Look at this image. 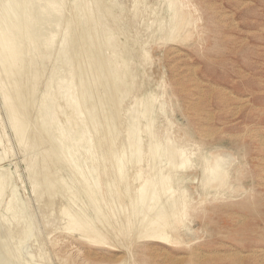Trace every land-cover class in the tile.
Here are the masks:
<instances>
[{"label": "rangeland", "instance_id": "obj_1", "mask_svg": "<svg viewBox=\"0 0 264 264\" xmlns=\"http://www.w3.org/2000/svg\"><path fill=\"white\" fill-rule=\"evenodd\" d=\"M53 2L0 0V42L16 55L0 43V264H264V0ZM178 7L190 18L176 30ZM121 80L124 90L116 87ZM67 82L73 86L65 88ZM72 87L74 93L67 91ZM67 93L74 94L75 103ZM74 106L82 114L75 122L69 121ZM137 146L140 154H131ZM170 146L183 156L167 160ZM206 153L231 158L229 185L216 195L203 184L200 165ZM184 156L192 165L179 168ZM161 174L170 175L169 194L160 193L158 204L148 198L139 211L150 203L166 207L174 195H184L186 213L169 231L170 241L136 239L120 219L138 207L132 192L143 181L164 180ZM133 197L135 206H130ZM66 209L72 212L68 218ZM74 214L105 230L107 244L89 242L71 230L73 217L78 219Z\"/></svg>", "mask_w": 264, "mask_h": 264}, {"label": "bare ground", "instance_id": "obj_2", "mask_svg": "<svg viewBox=\"0 0 264 264\" xmlns=\"http://www.w3.org/2000/svg\"><path fill=\"white\" fill-rule=\"evenodd\" d=\"M10 1V0H9ZM12 1H14V0H12ZM164 1V0H163ZM38 2H39V0H38ZM42 2V1H41ZM168 2V1H167ZM4 3H6V1H4ZM13 3H15V5H16V2H13ZM32 3V2H31ZM30 2H29V4H31ZM35 3H37V2H35ZM52 3H54L53 2V0H52ZM109 3V2H108ZM169 3H170V1H169ZM171 3H172V1H171ZM3 4V3H2ZM9 4H10V2H9ZM12 4V3H11ZM25 4V3H24ZM27 4V3H26ZM39 4V3H38ZM55 4V3H54ZM111 4V3H110ZM113 4V3H112ZM174 4V3H173ZM36 5V4H35ZM40 5V4H39ZM51 5H53V4H51ZM102 5V4H101ZM136 5V4H135ZM168 5V4H167ZM166 5V6H167ZM4 6H6V5H4ZM28 6V5H27ZM58 6V5H57ZM54 7V6H53ZM60 7V6H59ZM107 7V6H106ZM113 7H115V5L113 6ZM135 7V6H134ZM170 7H172V6H170ZM175 7V6H174ZM1 8V7H0ZM9 8V7H8ZM12 8V7H11ZM13 8H14V6H13ZM29 8V7H28ZM27 8V9H28ZM50 8H52V6L50 7ZM54 8H57V7H54ZM54 8H53V10H54ZM29 9H31V8H29ZM33 9V8H32ZM36 9H40V8H36ZM58 9V8H57ZM105 10H106V8H104ZM169 9V8H168ZM167 9V10H168ZM175 9V8H174ZM5 10H6V8H5ZM11 10V9H10ZM56 10V9H55ZM170 11H171V9H169ZM31 11V10H30ZM35 11V10H34ZM52 11V10H51ZM106 11H108V10H106ZM49 12V11H48ZM54 12V11H53ZM52 12V13H53ZM110 12H111V10H110ZM144 12V11H143ZM175 13V17H174V24H173V28L174 29H180V28H183L184 26H185V24H187V22L189 21V18H190V15H188V13H185L184 11H182V8H180V7H178V9L177 10H175L174 11ZM3 13V12H2ZM37 13H38V11H37ZM43 13V12H42ZM104 13V12H103ZM103 13H102V15H103ZM108 13V12H107ZM106 13V14H107ZM4 14V13H3ZM54 14V13H53ZM99 14V13H98ZM112 14V13H111ZM7 15H9V14H7ZM38 15V14H37ZM42 15V14H41ZM44 15V14H43ZM42 15V16H43ZM49 15V14H48ZM94 15V14H93ZM100 15H101V13H100ZM100 15H98V16H100ZM94 16H96V15H94ZM94 16H93V18H94ZM98 16H96V17H98ZM107 16H109L108 14H107ZM111 16V15H110ZM118 16V15H117ZM157 16V15H156ZM174 16V15H173ZM55 17V16H54ZM103 18H104V16H102ZM28 18V17H27ZM99 18H101V17H99ZM102 18V19H103ZM108 18V17H107ZM114 18V17H113ZM112 18V19H113ZM53 19V18H52ZM91 19V18H90ZM105 19V18H104ZM1 20V19H0ZM94 20H96V19H91V21H94ZM106 20V19H105ZM117 20V19H116ZM160 20V19H159ZM8 21V20H7ZM97 21H99L98 19H97ZM102 21V20H101ZM54 22V21H53ZM52 22V23H53ZM2 23L3 24H5V22H3V20H2ZM97 23V22H96ZM114 23V22H113ZM118 23V22H117ZM8 24V23H7ZM7 24H6V26H7ZM11 24V23H10ZM98 24V23H97ZM137 24V23H136ZM194 24V23H193ZM51 25V24H50ZM55 25V24H54ZM56 25H57V23H56ZM101 25H102V23H101ZM105 25L107 26V24L105 23ZM163 25V24H162ZM9 26V25H8ZM103 26V25H102ZM117 26V25H116ZM168 26V25H167ZM5 27V26H4ZM10 27V26H9ZM56 27V26H55ZM54 27V28H55ZM104 27V26H103ZM6 28V27H5ZM4 28V29H5ZM8 28V27H7ZM6 28V29H7ZM11 28H12V26H11ZM57 28V27H56ZM99 28V27H98ZM108 28V27H107ZM3 29V30H4ZM5 29V30H6ZM9 29V28H8ZM7 29V30H8ZM101 29H103V28H101ZM109 29H111L110 27H109ZM161 30V29H160ZM171 30V29H170ZM12 31L14 32L15 30H13L12 29ZM12 31H10V32H12ZM106 31V30H105ZM9 31H8V36L10 35V34H12V33H10ZM112 32V31H111ZM4 34L5 33H7L6 31L5 32H3ZM2 34V33H1ZM14 34V33H13ZM16 34V33H15ZM15 34H14V36H15ZM103 34H105V33H103ZM110 34V33H109ZM108 34V35H109ZM123 34V33H122ZM7 35V34H6ZM2 36V35H1ZM7 36V37H8ZM11 36V35H10ZM13 36V35H12ZM11 36V37H12ZM13 36V37H14ZM43 36V35H42ZM106 36V35H105ZM115 36V35H114ZM122 36V35H121ZM127 36V35H126ZM6 37V36H5ZM4 36H2V38H5ZM7 37L5 38V39H7ZM11 37H8V39L9 38H11ZM116 37V36H115ZM166 37V36H165ZM169 37H170V33H169ZM112 38V37H111ZM151 38V37H150ZM1 39V38H0ZM104 39V38H103ZM114 39V38H113ZM2 40V39H1ZM4 40V39H3ZM10 40V39H9ZM6 41H8V40H6ZM110 41L112 42V39H110ZM4 43H5V41H3ZM2 42V43H3ZM11 43H12V40L10 41ZM115 42V41H114ZM1 43V42H0ZM1 43V44H2ZM3 43V44H4ZM7 43V42H6ZM106 43H107V41H106ZM106 43H104V44H106ZM0 44V45H1ZM3 44H2V46H3ZM109 44V43H108ZM111 44V43H110ZM115 44V43H114ZM113 44V45H114ZM8 45H9V43H8ZM1 46V50L3 49V47H4V50H6V49H12V51L10 52V53H12L13 52V47L11 46V44L9 45V46H11L10 48H6L5 49V46H6V44L2 47ZM118 46V45H117ZM7 47V46H6ZM105 47V46H104ZM122 48V47H121ZM0 50V51H1ZM3 51V50H2ZM7 51H9V50H7ZM7 51H5L6 53H7ZM105 51V50H104ZM4 52V51H3ZM106 52V51H105ZM5 53V54H6ZM10 53H9V56L11 57V55H10ZM14 53V52H13ZM13 53H12V55H13ZM1 54V53H0ZM105 54V53H104ZM107 54V53H106ZM115 54H116V56H117V52H115ZM184 54H186V53H184ZM15 55V54H14ZM14 55L12 56V57H14ZM110 55V54H109ZM8 56V55H7ZM8 56V58H10ZM16 56V55H15ZM11 57V58H12ZM96 57H97V55H96ZM126 57V56H125ZM175 57V56H174ZM10 58V59H11ZM98 58V57H97ZM112 58V57H111ZM116 58V57H115ZM14 59V58H13ZM172 59V58H171ZM97 60V59H96ZM100 60V59H99ZM107 60V59H106ZM95 61V60H94ZM113 61H114V59H113ZM147 61V60H146ZM174 61V60H173ZM14 62V61H13ZM100 61H97L96 63H99ZM101 62H103V59L101 60ZM181 62V61H180ZM95 63V62H94ZM105 63V62H104ZM103 63V64H104ZM108 63V62H107ZM118 63V62H117ZM116 63V64H117ZM123 63V62H122ZM12 64V63H11ZM109 64V63H108ZM124 64V63H123ZM179 64V63H178ZM98 65V64H97ZM100 65H102L101 63H100ZM137 65V64H136ZM11 65H9V67H10ZM108 66V65H107ZM115 66L116 65H114V69H113V71H114V73H116V74H118L119 72H118V70L119 69H116L115 68ZM126 66V65H125ZM2 67V66H1ZM122 67V66H121ZM192 67V66H191ZM3 68H5V67H3ZM108 68V67H107ZM123 68V67H122ZM193 70V69H192ZM8 71H9V69H8ZM172 71V70H171ZM194 72V71H193ZM178 73V72H177ZM11 75H12V73H10ZM9 75V74H8ZM14 75V74H13ZM110 75H112V74H110ZM119 75V74H118ZM117 75V76H118ZM71 76V75H70ZM119 78V77H118ZM113 79V78H112ZM69 80V79H68ZM62 81H63V79H62ZM61 81V83H63ZM67 81V80H66ZM69 81H72V79H70ZM123 83H121V82H118V84H117V88H119L120 87V90L121 89H123L124 87H125V81H123V80H121ZM191 81V80H190ZM68 83V82H67ZM119 83H121V84H119ZM70 84H71V82H69L68 84H67V86L65 87V88H69L70 87ZM72 84H73V81H72ZM71 84V85H72ZM76 84V83H75ZM60 85V84H59ZM74 85V84H73ZM72 85V86H73ZM114 85H116L115 83H114ZM118 85H119V87H118ZM213 86V85H212ZM216 86V85H215ZM59 87V86H58ZM64 87V86H63ZM115 87V88H116ZM224 88V87H223ZM57 89H59V88H57ZM73 91V87H72V89H69V90H67V91ZM119 90V89H118ZM119 90V91H120ZM124 90V89H123ZM120 91V94H123V92L124 91ZM60 91V90H59ZM65 91V90H64ZM117 91V90H116ZM119 91H117V92H119ZM2 92H3V90H2ZM57 92H58V90H57ZM75 91H73L72 93H74ZM61 93H63L62 91H61ZM60 93V94H61ZM230 93H231V91H230ZM4 93H2V98L4 97V95H3ZM47 94V93H46ZM49 94V93H48ZM55 94V93H54ZM53 94V95H54ZM67 94H69V93H67ZM119 94V95H120ZM232 94V93H231ZM73 96H71V94H69V96H71V100H70V103H75L76 101H75V98H74V94H72ZM125 95V94H124ZM63 96V95H62ZM61 96V97H62ZM66 96V95H65ZM64 96V97H65ZM238 96H239V94H238ZM9 97V96H8ZM49 97H50V94H49ZM60 97V98H61ZM68 96H66L65 98H67ZM79 97V96H78ZM121 97V96H120ZM124 97V96H123ZM5 98H7V97H5ZM4 98V99H5ZM46 97H44V99H45ZM58 98H59V96H58ZM148 98V97H147ZM241 98V97H240ZM244 98V97H243ZM3 99V100H4ZM64 99V98H63ZM80 99V98H79ZM121 99V98H120ZM6 100H8V98L6 99ZM49 100H50V103L52 104L53 102H51L52 101V99L51 98H49ZM139 100V99H138ZM55 101V100H54ZM66 101H67V99H66ZM136 101H137V99H136ZM8 102L10 103V101L8 100ZM8 102L6 101L5 103H7L6 105H9V108L11 107L10 106V104H8ZM68 103H69V101H67ZM47 103H49V102H47ZM78 103V102H77ZM144 103V102H143ZM149 103V102H148ZM245 103V102H244ZM51 104H44V106L45 105H47L48 107H49V105H51ZM135 104V103H134ZM141 104H142V102H141ZM159 105V104H158ZM238 105V104H237ZM136 106H137V104H136ZM139 106V105H138ZM142 106H144V105H142ZM141 106V107H142ZM146 106V105H145ZM8 107V106H7ZM51 107L53 108V104L51 105ZM71 107V106H70ZM149 107V106H148ZM46 108V107H45ZM62 108V107H61ZM64 108V107H63ZM132 108H133V105H132ZM185 108V107H184ZM239 108V107H238ZM47 109H49V108H47ZM55 109V108H54ZM54 109H53V112H54ZM135 109V108H134ZM143 109V108H142ZM10 110L11 109H9V114L11 113V112H13L14 110L12 109V111L10 112ZM72 110H73V112H72V114H71V116L69 117V121H73V122H75V117L77 118V116H79V112H80V110L78 109V107L76 108L75 106L74 107H72ZM132 110V109H131ZM137 110V109H136ZM144 110H146V107L144 108ZM148 110V109H147ZM142 111V110H141ZM52 112V113H53ZM134 112V111H133ZM138 112H139V109H138ZM62 113V112H61ZM129 113H131V111L129 112ZM129 113H128V115H129ZM135 113V112H134ZM140 113V112H139ZM11 114H13V113H11ZM132 114V113H131ZM130 114V115H131ZM50 115V114H49ZM48 115V116H49ZM82 115V114H81ZM81 115L79 116V117H81ZM127 115V117H129ZM137 115V114H136ZM10 116V115H9ZM47 116V117H48ZM54 116V115H53ZM85 116V115H84ZM133 116H134V114H133ZM146 116V115H145ZM13 117L14 116H12V117H10V118H12L13 119ZM56 117V116H55ZM65 117V116H64ZM79 117H78V119H79ZM125 117H126V115H125ZM126 117V118H127ZM148 117V116H147ZM146 117V118H147ZM16 117H14V119H15ZM51 118H52V116H51ZM129 118H131V116L129 117ZM136 118V117H135ZM141 118H143V116L141 117ZM204 118V117H203ZM48 119V118H47ZM56 119V118H55ZM54 119V120H55ZM83 119V118H82ZM16 120V119H15ZM15 120H13L14 122H13V124L15 123ZM46 120V119H45ZM49 120V119H48ZM149 120V119H148ZM148 120H145V121H148ZM80 121V124L81 123H84V122H82L81 120H79ZM17 122V121H16ZM19 122V121H18ZM18 122H17V124H18ZM55 122H56V120H55ZM149 122H151V119H150V121ZM149 122H147V123H149ZM20 123H21V121H20ZM19 123V124H20ZM57 123H58V125H59V121L57 120ZM66 123V122H65ZM127 123V122H126ZM129 123V122H128ZM127 123V124H128ZM131 123V122H130ZM133 123V122H132ZM131 123V124H132ZM137 123V122H136ZM16 124V125H17ZM54 124V123H53ZM68 122H67V126H68ZM89 124V123H88ZM139 124V123H138ZM11 125H12V123H11ZM16 125L14 126V128L16 127ZM22 126L23 125H25V124H21ZM86 125V124H85ZM130 125V124H129ZM136 125V124H135ZM147 126V128H146V130H148L149 128V126H148V124H146ZM60 126V125H59ZM59 126H58V128H59ZM66 126V127H67ZM70 126V125H69ZM75 126H79L78 124L77 125H75ZM74 126V127H75ZM82 126H84V125H82ZM87 126V125H86ZM133 126H134V124H133ZM132 126V127H133ZM138 126V125H137ZM13 127V126H12ZM18 127H21V126H18ZM54 127H55V125H54ZM56 127H57V125H56ZM61 127H62V125H61ZM89 127V126H88ZM129 127V126H128ZM128 127H127V129H128ZM144 127V126H143ZM58 128H56V129H58ZM78 128V127H77ZM85 128V127H84ZM83 128V129H84ZM87 128V127H86ZM130 128V127H129ZM151 128V127H150ZM19 129V131L21 132V131H23L24 129L26 130V128H21L22 130H20V128H18ZM60 129V128H59ZM131 129V128H130ZM134 129V128H133ZM138 129L139 128H137V131H138ZM15 130H17L16 128H15ZM24 130V131H25ZM61 130H62V128H61ZM65 130V129H64ZM67 130H68V132L70 131L68 128H67ZM77 130V129H76ZM79 132H80V130H82L81 128H80V126H79ZM86 130V129H85ZM91 129H89V131H90ZM136 130V129H135ZM145 130V131H146ZM19 131H18V133H19ZM53 131V130H52ZM54 131H55V129H54ZM59 131V130H58ZM63 131V130H62ZM88 131V130H87ZM129 131H132V129L131 130H129ZM128 131V132H129ZM150 131V130H149ZM73 132V130L71 131V132H69V133H72ZM78 132V131H77ZM92 132V131H91ZM90 132V133H91ZM126 132V131H125ZM147 132V131H146ZM17 133V132H16ZM23 133V132H22ZM25 133V132H24ZM23 133V134H24ZM59 133V132H58ZM57 133V134H58ZM66 133H67V131H66ZM75 133V132H74ZM81 133V132H80ZM83 133V132H82ZM82 133H81V137H82ZM84 133H85V131H84ZM88 133V132H87ZM89 133V134H90ZM134 133V132H133ZM132 133V134H133ZM137 134H138V132H136ZM20 135H21V133H19ZM23 134L21 135V136H23ZM62 134V133H61ZM60 133H59V135H61ZM126 134H127V132H126ZM135 134V133H134ZM187 134L188 135H191V132L190 131H187ZM19 135V136H20ZM55 135V134H54ZM72 136H73V134H71ZM70 135V136H71ZM77 136L79 135V133L78 134H76ZM74 136L75 138H77V136ZM128 135V134H127ZM130 135V134H129ZM150 135H151V133H150ZM149 135V136H150ZM18 136V135H17ZM18 136V137H19ZM20 136V137H21ZM58 136V135H57ZM63 136V135H62ZM62 136H60V138L62 137ZM68 136V135H67ZM198 136V135H197ZM83 137H85L84 135H83ZM131 137V136H130ZM132 137H134V136H132ZM131 137V138H132ZM59 138V137H58ZM71 138V140H72V137H70ZM90 138V137H89ZM89 138H85V139H88V141H89ZM136 138H138V139H136ZM67 139V137L64 139H62V141H64V140H66ZM83 139V138H82ZM127 139V138H126ZM125 139V140H126ZM151 139V138H150ZM162 139H163V137H162ZM69 140V139H68ZM77 140H79L78 138H77ZM94 140V139H93ZM135 140L137 141V140H139V137H135ZM61 141V139L59 140V142ZM74 141V140H73ZM80 142H78V141H76V142H78V144H80L81 143V140H79ZM87 141V140H86ZM150 141V140H149ZM66 142H72V141H66ZM66 142H63V144L62 145H64V146H62L61 144H60V148L63 150L64 148H67V146H66V144H64V143H66ZM75 142V141H74ZM75 142V143H76ZM83 142V141H82ZM141 141H138L137 143H140ZM173 142V141H172ZM30 143V142H29ZM127 143H128V141H127ZM130 143H131V141H130ZM129 143V144H130ZM72 144H74V143H72ZM77 144V143H76ZM84 144V143H83ZM86 144V143H85ZM90 144V143H89ZM95 144V143H94ZM154 144V143H153ZM152 144V145H153ZM131 145V144H130ZM138 145V144H137ZM151 145V146H152ZM157 145H159V143H157ZM66 146V147H65ZM69 146V145H68ZM80 146V145H79ZM81 146H82V143H81ZM85 146V145H84ZM88 146V145H87ZM136 146V145H135ZM151 146H149V147H151ZM154 146V145H153ZM166 146V145H165ZM63 147V148H62ZM70 147H71V144H70ZM89 147V146H88ZM117 147V146H116ZM161 147V146H160ZM164 147V146H163ZM169 147V146H168ZM74 148V145H73V147H72V149ZM82 148H83V146H82ZM135 148V149H134ZM133 148V150H134V152H131V154H133V153H135L136 155H139L140 153V150H139V147L137 146V147H134ZM158 147H156L155 149H157ZM167 148V147H166ZM85 150H86V148H84ZM91 149V148H90ZM132 149V148H131ZM159 150H160V148H158ZM163 149V148H162ZM165 149V148H164ZM180 149V148H179ZM182 149H184V148H182ZM99 150V149H98ZM118 150H119V148H118ZM128 150H130V148H128ZM132 150V151H133ZM151 150V149H150ZM159 150H158V153H159ZM64 151V150H63ZM113 151V150H112ZM126 151V150H125ZM153 151H154V149H153ZM89 152V151H88ZM87 152V153H88ZM115 152V151H114ZM117 152V151H116ZM120 152V151H119ZM124 152V151H123ZM161 152H162V150H161ZM165 152H167V155L169 156V157H167V155H165L167 158H169V159H167V160H170L172 157L174 158V156H180V154L182 153V152H180V150H177V149H173V147L171 148V146H170V148L169 149H167V151L165 150ZM86 153V152H85ZM122 153V152H121ZM125 153V152H124ZM194 153V152H193ZM192 153V154H193ZM67 155L66 156H68V153H66ZM106 154V153H105ZM104 154V155H105ZM114 154V153H113ZM142 154V153H141ZM155 154V153H154ZM156 154H157V152H156ZM161 154H164V153H160V157L162 156ZM63 155V154H62ZM71 156H72V153L70 154ZM99 155V154H98ZM97 155V156H98ZM103 155V156H104ZM123 153L121 154V158H123ZM135 155V156H136ZM71 156H69L70 158H71ZM80 156V155H79ZM90 156V155H89ZM120 157V154L119 155H117V157ZM128 157L129 156H131V155H129V153H128V155H127ZM134 156V155H133ZM134 156V157H135ZM181 156H183L182 154H181ZM187 156V155H186ZM186 156H184V158L186 157ZM74 156H72V158H73ZM81 157V156H80ZM80 157H78V158H80ZM99 157V156H98ZM113 157V156H112ZM133 157V158H134ZM137 157V156H136ZM159 157V158H160ZM163 157V156H162ZM165 157V158H166ZM203 157V163L200 165L201 166V169H202V173H203V175H204V181L205 182H203V184H205V185H207L208 186V188H209V190L210 191H213V193H214V195H216L219 191H222V189H224V187H226V186H228L229 185V183H228V178H229V174H230V167H231V164L229 163V161H230V154L229 153H222V154H211V153H206L205 155H203L202 156ZM68 158V157H67ZM70 158H68L69 160H66V161H69L70 162V164H72V165H76L77 164V162H72V161H75L74 159H72V160H70ZM164 158V159H165ZM177 158V157H176ZM230 158V159H229ZM118 159V158H117ZM141 159V158H140ZM139 159V160H140ZM152 159V158H151ZM163 159V162L165 161ZM175 159V158H174ZM173 159V160H174ZM37 160V159H36ZM87 160H88V158H87ZM176 160H178V159H176ZM175 160V161H176ZM34 161V160H33ZM33 161H32V167H33ZM83 161V160H82ZM104 161V160H103ZM171 161H172V159H171ZM72 162V163H71ZM81 162V161H80ZM84 162V161H83ZM101 162V161H100ZM106 162V161H105ZM136 162H138V161H136ZM157 162V161H156ZM169 163H170V161H168ZM174 162V161H173ZM177 162V161H176ZM74 163V164H73ZM126 163V162H125ZM124 163V164H125ZM140 163V162H139ZM155 163V162H154ZM158 163H160L159 161H158ZM161 163H162V161H161ZM168 163V164H169ZM85 164V163H84ZM122 163H120V165H121ZM128 164V163H127ZM131 164V163H130ZM171 164V166H172V163H170ZM169 164V165H170ZM190 164V165H189ZM35 165H37L36 163H35ZM71 165V166H72ZM118 165V164H117ZM119 165V166H120ZM153 165V164H152ZM158 165V164H157ZM160 165V164H159ZM165 165H166V163H165ZM180 165H181V167H186V166H191L192 165V162H191V160H189L188 158H185V159H183L181 162H180V164L178 163V167L180 168ZM90 166V165H89ZM177 166V165H176ZM176 166L174 167L173 166V168L175 169L176 168ZM199 166V165H198ZM31 167V166H30ZM118 167V166H117ZM117 167L115 168L116 170H117ZM153 167V166H152ZM177 167V168H178ZM74 168V167H73ZM77 168H78V166L76 167V170H77ZM83 168H85V167H83ZM101 168V167H100ZM122 168V169H121ZM123 168L124 167H121L120 166V168L118 169V170H123ZM176 168V169H177ZM178 168V169H179ZM32 169V168H31ZM75 169V168H74ZM92 169V171L94 170L93 168H91ZM125 169V168H124ZM172 169V168H171ZM33 170H34V167H33ZM87 170V169H86ZM102 170V169H101ZM124 171V170H123ZM158 171V170H157ZM168 171V170H167ZM167 171H165V172H167ZM171 171V170H170ZM172 171H173V169H172ZM35 172V171H34ZM94 172V171H93ZM102 172H104V170L102 171ZM117 172V171H116ZM119 172V174H120V171H118ZM135 172V171H134ZM158 172H161V170H159ZM169 172V171H168ZM108 173V172H107ZM122 173V172H121ZM176 173V172H175ZM123 174V173H122ZM121 174V175H122ZM139 174V173H138ZM158 174V173H157ZM163 174V173H162ZM161 174V176L164 178V180H162V177L160 176V178H161V180L162 181H160V179L159 180H155L156 178H154V177H150V179H151V181L153 180V178H154V180H153V182L152 183H149L150 185H147V184H145L146 182L145 181H143L136 189H135V191L134 192H132V194H134L135 196L134 197H138V199H137V201L139 200V203H137V205H138V207L136 208H134L132 211H130L129 212V214L126 216H123L120 220L122 221V222H124V223H122L123 224V226H125V224H126V230H128L129 231V233L131 232H136L135 234L136 235H134L135 236V238L136 239H138V238H141V237H145V238H148V239H150V240H152V241H157V242H162V243H164V242H168V241H170L169 239H170V235H169V231H171V230H173V229H175L176 228V226H177V224L178 223H180L181 222V220H182V218H184V217H182L183 215H185V213H186V207L188 206V200H187V197L185 196L184 197V195L183 196H178V197H175L174 198V196H173V199L172 200H170V202L167 204V202H166V200L164 201V203L166 202V207L163 205V203H161V205H159L158 207H153V208H151V204H153V203H157L156 202V200H158V199H160V193H165L166 191H168L169 190V188H170V186H169V179H170V175H167V177L166 176H163ZM94 175V174H93ZM137 175V174H136ZM153 175H154V173H153ZM152 175V176H153ZM165 175H166V173H165ZM201 175V174H200ZM118 176V175H117ZM124 176H126V175H124ZM134 176V175H133ZM138 176V175H137ZM136 176V177H137ZM151 176V175H150ZM159 175H157V177H158ZM89 177V176H88ZM91 177H95V176H91ZM115 177V176H114ZM194 177V176H193ZM82 179L84 178L83 176L81 177ZM90 178V177H89ZM119 178V177H118ZM126 178H128V177H126ZM134 178V177H133ZM159 178V177H158ZM157 178V179H158ZM195 178V177H194ZM135 179V178H134ZM88 180V179H87ZM90 180H91V178H90ZM185 180V179H184ZM83 181H85V179L83 180ZM94 181H97V179L95 178L94 179ZM119 181H120V178H119ZM149 181V180H148ZM150 181V182H151ZM156 181H159V182H156ZM49 182V181H48ZM89 182V181H88ZM91 182H92V180H91ZM90 182V183H91ZM112 182V181H111ZM155 182V183H154ZM198 182H200V181H198ZM197 182V183H198ZM2 183V182H1ZM45 183H46V181H45ZM98 183V182H97ZM96 182L94 183H92L93 185L94 184H97ZM120 183V182H119ZM201 183H202V181H201ZM50 184V183H49ZM112 184V183H111ZM202 184V185H203ZM44 185V184H43ZM51 185V184H50ZM84 185H86L87 186V184H84ZM110 185V184H109ZM108 185V186H109ZM33 186L35 187V185H34V183H33ZM107 186V185H106ZM110 186H112V185H110ZM1 187V186H0ZM45 187V186H44ZM97 189H98V184H97ZM111 188V187H110ZM35 189V188H34ZM46 189V188H45ZM55 189V188H54ZM87 189H88V186H87ZM90 189H91V186H90ZM106 189V188H105ZM172 189V188H171ZM44 190V189H43ZM96 190V189H95ZM100 190V189H99ZM98 190V191H99ZM42 191V190H41ZM88 191V190H87ZM98 191H94L93 193H98ZM126 191V190H125ZM172 191H173V189H172ZM171 191V192H172ZM180 191V190H179ZM45 192V191H44ZM57 192V191H56ZM108 192H109V190H108ZM107 192V193H108ZM176 192V191H175ZM49 193V192H48ZM90 193V192H89ZM88 193V194H89ZM166 193H168L169 194V192H166ZM174 193V192H173ZM184 193V192H183ZM55 194V193H54ZM70 194V193H69ZM92 194V193H91ZM114 194V193H113ZM124 194H126V193H124ZM58 195V194H57ZM66 195V194H65ZM64 195V196H65ZM93 195V194H92ZM111 195V194H110ZM162 195V194H161ZM197 195V194H196ZM201 195V194H200ZM50 196V195H49ZM70 196V195H69ZM91 196V195H90ZM109 196V195H108ZM170 196V195H169ZM201 196H203V195H201ZM47 197V196H46ZM89 197V196H88ZM94 197V196H93ZM112 197V196H111ZM132 197V196H131ZM134 197H133V199L131 200L132 201V203L131 202H129L128 204L131 206H135V205H133V200H136V199H134ZM197 197H199L198 195H197ZM196 197V198H197ZM70 198V197H69ZM68 198V199H69ZM95 198V197H94ZM149 198V200H151V201H154L155 200V202H153V203H150L149 205V207L147 206V208H149V209H147V208H145V210L143 209V212L142 211H139V210H141L142 209V205H143V208H144V202H146V200ZM172 197H170V199H171ZM49 199V198H48ZM92 199V198H91ZM90 199V200H91ZM200 199H201V197H200ZM44 200V199H43ZM70 200V199H69ZM75 200V199H74ZM111 200V199H110ZM109 200V201H110ZM162 200V199H161ZM46 201V200H45ZM50 201V200H49ZM94 201H96V200H94ZM114 201H116V199L114 200ZM150 201V202H151ZM89 202V201H88ZM87 202V203H88ZM92 202V201H91ZM90 202V203H91ZM147 202H148V200H147ZM159 202V201H158ZM201 202V201H200ZM72 203H73V201H72ZM110 203H112V202H110ZM131 203V204H130ZM134 203H136V202H134ZM160 203V202H159ZM98 204V203H97ZM158 204V203H157ZM94 205V204H93ZM93 205H91V206H93ZM99 205V204H98ZM98 205H97V207H98ZM116 205V204H115ZM145 205H148V203L147 204H145ZM68 206V205H67ZM71 206H73L72 204H71ZM70 206V207H71ZM112 206V205H111ZM129 206V207H130ZM85 207H86V205H85ZM121 207V206H120ZM126 207V206H125ZM124 207V209H126ZM139 207H141L140 209H139ZM69 208V207H68ZM92 208V207H91ZM90 208V209H91ZM95 208V207H94ZM99 208V207H98ZM97 208V209H98ZM112 208H114V206H112ZM100 209V208H99ZM98 209V210H99ZM123 209V210H124ZM131 209V208H130ZM137 209V210H136ZM67 210V209H66ZM65 210V215L67 216V218L69 217V216H71V214H72V212H70L69 210H67L66 211ZM77 210V209H76ZM79 210H81V209H79ZM95 210H96V208H95ZM117 210V209H116ZM115 210V211H116ZM120 210H121V208H120ZM78 211V210H77ZM93 211H94V209H93ZM126 211V210H125ZM144 211L146 212V211H148L147 213H144ZM64 212V211H63ZM119 212V211H118ZM124 212V211H123ZM127 212V211H126ZM74 213V212H73ZM79 213H80V211H79ZM79 213H78V215H79ZM84 213V212H83ZM93 213V212H92ZM94 213H96V217H97V213L98 212H94ZM120 213H121V211H120ZM76 214V213H75ZM73 215V216H76V215ZM81 214V213H80ZM100 214V213H99ZM102 214V213H101ZM122 214V213H121ZM105 215V214H104ZM114 215H115V212H114ZM119 215V214H118ZM123 215V214H122ZM121 215V216H122ZM106 216V215H105ZM104 216V217H105ZM65 217V216H64ZM78 217V219H75V217H73V220L75 221V223L72 225V227H71V230H75V231H78L79 232V235L82 237V238H84V239H86V240H88L89 242H94V243H97V244H107V242H106V232H104L103 230H101V229H95V228H93V226H91V223H90V221L88 220V221H86V219L83 221H81V219L82 218H80L79 216H76V218ZM82 217H83V215H82ZM87 217V216H86ZM113 217H115V216H113ZM119 217H120V215H119ZM11 218V217H10ZM85 218V217H84ZM97 218H99V217H97ZM96 218V219H97ZM117 218V217H116ZM90 219V218H89ZM102 220V219H101ZM103 220H104V218H103ZM184 220V219H183ZM10 221V220H9ZM73 221V222H74ZM107 221H108V219H107ZM115 221V220H114ZM72 222V223H73ZM90 223V224H89ZM98 223V222H97ZM101 224V223H100ZM106 223L104 222V225H103V227L105 226V227H107V225H108V223L105 225ZM99 225V224H98ZM110 225V224H109ZM133 225H134V227H133ZM72 228H74V229H72ZM184 230H185V232L187 233V232H189L190 231V229L191 228H188V226L186 227V225H184ZM70 229V228H69ZM108 229V228H107ZM64 231V230H63ZM108 231V230H107ZM122 231V230H121ZM109 232H112V229H111V231H109ZM190 233V232H189ZM114 234V233H113ZM123 234V233H122ZM127 235H129V234H127ZM131 236H132V234H131ZM113 237H114V235H113ZM124 237V236H123ZM125 238H126V236H125ZM131 238V237H130ZM134 238V237H133ZM114 239V238H113ZM129 240H131V239H129ZM193 240V239H192ZM120 242V241H119ZM120 246V245H119ZM235 246V245H234ZM233 246V247H234ZM193 249V248H192ZM197 250H199V249H197ZM229 250V249H228ZM195 251V250H194ZM200 251V250H199ZM232 251V250H231ZM238 251H239V249H238ZM244 251V250H243ZM242 251V252H243ZM221 252V251H220ZM246 252H247V250H246ZM68 253V252H67ZM207 253V252H206ZM239 253V252H238ZM245 253V252H244ZM249 253H250V251H249ZM91 254V253H90ZM164 254V253H163ZM190 254H191V252H190ZM209 254V253H208ZM178 255V254H177ZM188 255V254H187ZM263 255V254H262ZM194 255H192V256H190V257H193ZM188 257V256H187ZM197 257V256H196ZM116 264H121V263H116ZM126 264V263H125Z\"/></svg>", "mask_w": 264, "mask_h": 264}]
</instances>
